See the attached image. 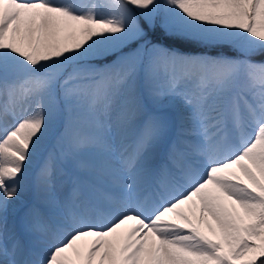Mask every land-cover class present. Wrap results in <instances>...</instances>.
I'll return each instance as SVG.
<instances>
[{
    "label": "snow or ice",
    "instance_id": "snow-or-ice-1",
    "mask_svg": "<svg viewBox=\"0 0 264 264\" xmlns=\"http://www.w3.org/2000/svg\"><path fill=\"white\" fill-rule=\"evenodd\" d=\"M0 264H264V0H0Z\"/></svg>",
    "mask_w": 264,
    "mask_h": 264
},
{
    "label": "rangeland",
    "instance_id": "rangeland-1",
    "mask_svg": "<svg viewBox=\"0 0 264 264\" xmlns=\"http://www.w3.org/2000/svg\"><path fill=\"white\" fill-rule=\"evenodd\" d=\"M85 3L90 2V0H84ZM103 2V0H101ZM164 44L163 42H161ZM67 113H62L61 119L55 126V130L53 135L49 138V140L46 142V150L44 152V156L47 155V152L49 151H54V152H59L60 151V145L57 143V139L59 135L63 132L64 130V122L66 120ZM115 122V112L112 113L111 117V123L113 124ZM175 137V132L173 131L170 134L169 139H172ZM155 158L152 161L153 166L156 167L158 166L157 164L161 161L162 164L166 161L167 157V151H166V146L161 145L157 149H155ZM67 164L66 162H64ZM35 169L32 172V176H34ZM59 181H57L56 184V191L57 194L60 196L61 199L64 198V193L63 191L65 188H67V185H62L61 183L58 184ZM60 190H59V189ZM61 189H63L61 191ZM36 190L34 186H30L28 190L23 191L21 194V198L19 200H14L9 202V207L6 212V221H7V227L8 230L10 231H15L21 238V240L27 245L29 237L23 232L22 228V220L25 215V213L28 211V209L32 206L30 205L29 207H24L25 204L29 203L32 201V203H36ZM27 208V209H26ZM21 212V213H20Z\"/></svg>",
    "mask_w": 264,
    "mask_h": 264
},
{
    "label": "bare ground",
    "instance_id": "bare-ground-1",
    "mask_svg": "<svg viewBox=\"0 0 264 264\" xmlns=\"http://www.w3.org/2000/svg\"><path fill=\"white\" fill-rule=\"evenodd\" d=\"M112 131H113V133H115L116 131H117V129H116V124H115V122L112 124ZM173 139V138H172ZM117 142H119V137H117ZM155 150H154V152H153V160H154V158H155ZM84 159H89L90 157L89 156H87V155H84V157H83ZM160 164H162V162L160 161L157 165L159 166ZM58 167H63V168H68V165L67 164H65L64 162H60V163H58ZM81 179H88V176H87V174H84V173H82L81 174ZM59 181V180H58ZM58 184H60V183H58ZM59 189V188H58ZM60 190V189H59ZM63 189H61V191H62ZM68 191H69V188L67 187V188H65V190L63 191V193H64V197L67 195V193H68ZM30 205H33V203H32V201L31 202H29V203H27V204H25L24 205V207H29ZM27 209V208H26ZM21 213V212H20Z\"/></svg>",
    "mask_w": 264,
    "mask_h": 264
},
{
    "label": "trees",
    "instance_id": "trees-1",
    "mask_svg": "<svg viewBox=\"0 0 264 264\" xmlns=\"http://www.w3.org/2000/svg\"><path fill=\"white\" fill-rule=\"evenodd\" d=\"M160 43L161 42H163L165 45H167V44H169L170 43V41L163 35V34H161V36H160V41H159ZM255 59L256 60H260L261 59V57L260 56H257V57H255Z\"/></svg>",
    "mask_w": 264,
    "mask_h": 264
}]
</instances>
